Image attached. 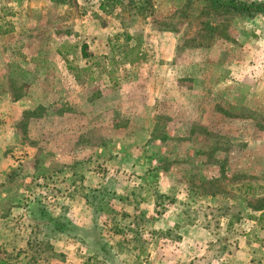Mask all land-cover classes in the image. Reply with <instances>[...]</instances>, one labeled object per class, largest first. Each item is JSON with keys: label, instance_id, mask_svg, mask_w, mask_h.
<instances>
[{"label": "rangeland", "instance_id": "obj_1", "mask_svg": "<svg viewBox=\"0 0 264 264\" xmlns=\"http://www.w3.org/2000/svg\"><path fill=\"white\" fill-rule=\"evenodd\" d=\"M103 2L0 0V132L12 117L20 130L6 150L12 160L83 148L68 187L95 220L50 250L37 214L35 235L0 241V261L264 264L253 212L264 193V17L202 0ZM44 192L54 215L61 203ZM135 210L148 217L132 223ZM116 220L127 232L113 252L104 226Z\"/></svg>", "mask_w": 264, "mask_h": 264}, {"label": "crops", "instance_id": "obj_2", "mask_svg": "<svg viewBox=\"0 0 264 264\" xmlns=\"http://www.w3.org/2000/svg\"><path fill=\"white\" fill-rule=\"evenodd\" d=\"M8 121L7 129L0 132V202L2 203L0 207V241L3 242L4 247H10L13 239L18 241V235L24 233L25 230L26 233L31 231L35 235L36 228L33 223L37 219L36 207H38V204H41L51 217H58L62 213H65L73 224L75 223L76 227L85 230L92 228L95 225V220L85 197L75 193L73 188L68 187L75 175V163L83 155V148L77 150L75 149V144H72V147L70 146L67 149L59 145H51L46 151L43 149L41 151L39 149H31V151L20 152L23 153V156H14V159L11 160V156L16 152L10 153L9 150L12 146H9V144L11 145L13 137L17 136L16 133L20 130L16 129L13 123H10V121H16V117L9 118ZM20 135L23 136L21 132ZM7 147H10L9 150H6ZM16 149L19 148L16 147ZM49 151L51 162L44 161L42 158V156L48 155ZM62 186L63 189H65V186L66 190L58 194V190ZM50 190L55 191L51 198L55 197L56 200H59L58 203H61L60 209L54 215L50 214L45 207L49 196L44 191ZM255 197L256 200L262 201V207L253 209V212L258 218L264 217V193ZM156 211L155 213H157ZM143 214L148 217V213L146 212L133 211V216H131L132 223L133 219L135 220L134 223L138 222ZM110 215L112 214L107 215V219L111 221ZM150 220L153 227L152 232L155 234L154 222H156V218L150 217ZM26 221L30 223V226L25 224ZM119 227L120 222L118 220L114 221L111 226H104V233L110 239L108 241L113 252L117 251L118 244L123 242L124 234L127 232L125 226L120 229ZM184 229L180 228L179 230L183 231ZM165 232H169V228ZM183 233L185 232L177 234L182 235ZM61 237V235H58L53 241L50 240V246L56 248L54 242ZM180 239H182V236L177 238V240ZM64 240H66V237ZM27 244L28 240L26 241V246ZM15 245H13L12 249H16ZM70 248L72 246L66 243L65 250L69 251ZM12 251L14 252L15 250ZM0 262L5 264V260H1ZM230 264L261 263L249 258L242 263L232 260Z\"/></svg>", "mask_w": 264, "mask_h": 264}, {"label": "trees", "instance_id": "obj_3", "mask_svg": "<svg viewBox=\"0 0 264 264\" xmlns=\"http://www.w3.org/2000/svg\"><path fill=\"white\" fill-rule=\"evenodd\" d=\"M191 1V0H189ZM205 2L206 6L211 8L214 12L219 13H240V14H247L249 16H254L256 14L262 15L264 17V1L263 2H243L240 0H202ZM120 0H104L102 7L109 8L111 6L119 5ZM141 5V3H139ZM135 49L130 48L129 52H133ZM139 58H137L138 60ZM136 60V61H137ZM130 63H133L131 61ZM87 204L91 206L90 202L87 199ZM96 199V197H94ZM37 214L39 218L43 219L45 227L49 230V234L47 233L49 240L53 237L56 238L58 235H67L70 236L73 232H81L87 233V231L79 229L76 227L73 222L66 216L65 213H62L58 217H51L46 212V209L41 205L38 204ZM94 211V210H93ZM95 212V211H94ZM94 229V228H93ZM100 251L103 252V257L107 256L109 251L107 249V245L100 244ZM46 248L52 250L53 248L50 246V241L45 242ZM99 254V253H97ZM96 254V256H98ZM0 264H3L0 262Z\"/></svg>", "mask_w": 264, "mask_h": 264}]
</instances>
